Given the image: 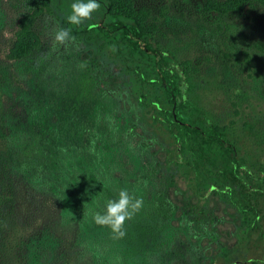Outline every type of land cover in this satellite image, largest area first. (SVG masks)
<instances>
[{"label":"trees","instance_id":"1","mask_svg":"<svg viewBox=\"0 0 264 264\" xmlns=\"http://www.w3.org/2000/svg\"><path fill=\"white\" fill-rule=\"evenodd\" d=\"M14 1V68L0 66V264H30L22 247L40 230L64 243L62 264L85 252L94 264H218L212 249L228 245L214 200L234 208L243 237L262 234L264 96L252 81L264 78V40L232 50L210 25L228 34L264 0H97L81 26L66 19L74 0ZM53 16L87 49L55 44L39 24ZM123 188L144 206L116 240L92 214Z\"/></svg>","mask_w":264,"mask_h":264},{"label":"rangeland","instance_id":"2","mask_svg":"<svg viewBox=\"0 0 264 264\" xmlns=\"http://www.w3.org/2000/svg\"><path fill=\"white\" fill-rule=\"evenodd\" d=\"M137 1L148 3L153 6L165 2L171 8L176 0ZM195 1H197L195 2L196 6H199L198 1L201 0ZM18 11L19 9L14 0H0V66L8 68L9 72H11L10 69L14 68V65L10 64V60L4 58V48L11 41L12 31L16 27ZM39 24L50 38L54 36V32L58 28L63 27L60 20L55 16H53L52 19L46 18V20H39ZM233 26L234 27L228 34L221 33V35L217 36L215 31H219L218 27L210 25L216 45H226L229 49L239 51L242 48H248L254 44V41L257 39L264 40V9H257L250 17H248V19H245L238 24H234ZM74 37L75 41L66 47L70 46L71 48L79 49L80 51L87 49L85 40L86 36L84 33H80V35ZM30 66L31 65L27 62H19L18 64H15V68H18L19 74L21 72L24 74L27 73ZM252 84L253 87L258 89L259 94L264 96V78L259 76L256 79H253ZM107 198L109 199V189L107 190ZM212 205L216 214L221 217L222 222L218 229L222 241L228 245L227 255L221 253L223 248L220 250L215 246V248L212 249L213 261L218 264H232L234 260L241 258L249 260L246 264H252V261H255L257 264H264V231L262 234L256 232L252 235L243 237V234L238 230L240 219L234 208L216 200L212 201ZM48 244L49 252L45 256L40 257L36 250L38 247H45ZM143 246H145V244H143ZM22 249L25 255L27 254L31 257L32 261L30 264H62L65 263V260L67 259L65 256L64 243L60 239L56 240L54 237L50 235L48 236L47 232L42 230L32 235ZM23 252L18 248L16 249L15 254L21 256ZM93 261L91 255L85 252L81 261H75V264H94ZM189 263L190 261L188 263L185 262V264Z\"/></svg>","mask_w":264,"mask_h":264},{"label":"clouds","instance_id":"3","mask_svg":"<svg viewBox=\"0 0 264 264\" xmlns=\"http://www.w3.org/2000/svg\"><path fill=\"white\" fill-rule=\"evenodd\" d=\"M101 8L97 0H74L70 5V12L66 19L70 25L81 26L85 21L91 20L93 13ZM54 42L60 46H68L75 41L69 28L60 27L54 32ZM113 51L115 49L113 48ZM83 69L86 64L81 63ZM142 198L130 194L128 189L119 190L117 198L108 199L103 211H96L92 214L93 222L100 227L110 229L113 239L120 240L126 235L125 224L131 221L143 208Z\"/></svg>","mask_w":264,"mask_h":264}]
</instances>
